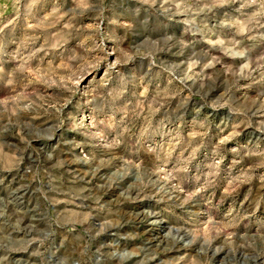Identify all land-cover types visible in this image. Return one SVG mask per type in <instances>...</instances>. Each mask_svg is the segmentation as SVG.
Segmentation results:
<instances>
[{"label": "rangeland", "instance_id": "1", "mask_svg": "<svg viewBox=\"0 0 264 264\" xmlns=\"http://www.w3.org/2000/svg\"><path fill=\"white\" fill-rule=\"evenodd\" d=\"M0 264H264V0H0Z\"/></svg>", "mask_w": 264, "mask_h": 264}]
</instances>
